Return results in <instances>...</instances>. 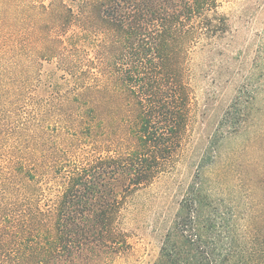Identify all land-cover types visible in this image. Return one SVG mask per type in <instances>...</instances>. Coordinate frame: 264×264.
I'll return each instance as SVG.
<instances>
[{"label":"trees","instance_id":"obj_1","mask_svg":"<svg viewBox=\"0 0 264 264\" xmlns=\"http://www.w3.org/2000/svg\"><path fill=\"white\" fill-rule=\"evenodd\" d=\"M225 1L0 0V264L130 256L123 212L178 159L191 81L232 79ZM253 76L156 229L151 264H264V156L236 184L220 164L254 124Z\"/></svg>","mask_w":264,"mask_h":264},{"label":"rangeland","instance_id":"obj_2","mask_svg":"<svg viewBox=\"0 0 264 264\" xmlns=\"http://www.w3.org/2000/svg\"><path fill=\"white\" fill-rule=\"evenodd\" d=\"M222 10L228 16L231 28L227 68L232 79L225 83L227 76H223L222 84L215 87L203 75L197 74L195 68L197 75L191 81V117L182 150L170 172L161 175L150 187L139 192L134 197L132 208L123 212L120 226L128 233L130 256L115 264L154 262L159 247L157 230L162 232L176 211L179 191L195 176L221 116L232 103L236 90L246 83L251 73L254 74V83L264 84V0H226ZM195 61L199 63V59ZM218 62L217 70L224 73L226 66ZM253 116L255 119L250 132L228 139L220 149V160H224L220 164H225L227 168L223 176L227 177L230 184H236L237 180L233 176L242 167L263 162L264 91L258 95ZM215 172V167L211 166L206 169L205 176L213 177ZM257 196L252 195L256 199Z\"/></svg>","mask_w":264,"mask_h":264}]
</instances>
